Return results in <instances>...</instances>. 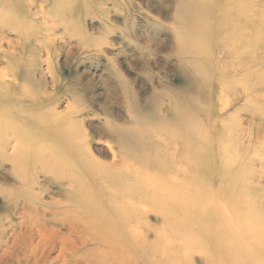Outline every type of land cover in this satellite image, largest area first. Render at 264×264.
Listing matches in <instances>:
<instances>
[{
  "label": "rangeland",
  "instance_id": "obj_1",
  "mask_svg": "<svg viewBox=\"0 0 264 264\" xmlns=\"http://www.w3.org/2000/svg\"><path fill=\"white\" fill-rule=\"evenodd\" d=\"M180 1L0 0V35L13 43L9 47L0 41V46L3 44L8 50L17 45L20 42L18 29L26 30L24 45L31 46L29 53L36 54L37 58L46 60L47 49L52 44L53 72L59 85L51 101L60 114L66 113L67 106L72 105L79 126L93 137V150L107 148L104 145L107 141L152 156L154 151L149 145L153 137L162 141L164 134L170 136V132L165 133L166 124L168 120H175L169 112L176 107L177 120L181 122L184 114L191 129L188 134L190 153L193 156L197 150L202 152V157L197 160L191 158V162H198V165L191 168L190 175L193 188L199 187L195 191L205 200L212 201L216 205L214 210L218 209L215 212L220 219L212 227L220 229L221 226L222 230L231 231L234 248L245 252L242 261L264 264L263 239L253 226L244 222L243 216L245 210H252V204H247L249 200H255L256 208L263 212L260 215H264V183H261L264 181L263 113L259 110L258 114L240 112L244 130L222 129L221 119H227L235 109H247V100L241 97L242 93L230 97L229 101L235 102L234 105L230 112L221 114L226 104L219 100L221 84L218 83L219 76L214 73V77L212 73V64L199 58L196 65L192 62L195 58L192 54L181 53L179 49L175 22ZM29 2L33 4L30 6ZM21 24L24 28H20ZM215 25L214 22L208 41L216 35L213 32ZM2 59L0 53V67ZM43 67L48 68L46 63ZM47 84L50 90L52 79L49 78ZM109 126L117 129L114 137H109ZM20 137L19 140L24 138ZM39 142L48 143L47 139ZM168 146L174 152L178 144L170 141ZM6 156L0 157V264H93V261L97 264L95 255L87 253L93 245H85L86 239L81 235L83 228L77 225L73 228L71 216L50 204L52 199L64 200V193L68 191V187L58 186L59 175L42 171L39 163L40 168L36 165L34 172H30L28 165V171L19 177L25 167L19 164V158L13 159V163ZM259 159H263L262 162ZM226 162L233 166L228 174L240 173L242 182L244 176H250V181L260 191L245 197L246 201L236 192L230 201L227 186L222 187L219 182L226 170L223 165ZM242 167L248 170L247 175L241 174ZM254 220L257 224L258 220ZM29 226L35 229L31 231ZM203 228L201 224L192 225L191 231L205 237ZM204 237L197 248L215 254L211 247L214 239ZM70 253L72 262L68 261Z\"/></svg>",
  "mask_w": 264,
  "mask_h": 264
},
{
  "label": "bare ground",
  "instance_id": "obj_2",
  "mask_svg": "<svg viewBox=\"0 0 264 264\" xmlns=\"http://www.w3.org/2000/svg\"><path fill=\"white\" fill-rule=\"evenodd\" d=\"M32 4L29 2L30 6ZM214 22L216 35L208 41ZM175 26L181 53L192 54L194 63L196 59H205L212 64V73L219 76V100L226 104L221 114L230 112L234 105L235 102L229 101L230 97L242 93L241 97L247 100V109H235L227 119H221L222 129L244 130L240 112L262 111L264 117V93L259 94L264 91V0H181ZM18 32L20 42L8 50L3 44L10 47L13 43L0 35L3 42L0 46L3 54L0 67V157L4 158L10 152L6 159L12 162L20 159L19 164L22 163L26 171L19 172V177L28 171V165L29 171L34 172L39 163L42 171L59 175L56 178L58 186H66L68 191L64 193V200L52 199L50 204L61 208L66 216L70 215L72 226L83 228L81 235L86 239L85 245H93L87 253L95 255L97 264H260L253 260L242 261L245 252L234 248L231 231H226L225 227L224 231L221 226L220 229L212 227L220 219L216 214L218 209L214 210L216 205L195 191L199 187L193 188L190 170L198 162H191V158L202 157V152L197 150L193 156L190 153L188 134L191 129L184 114L179 122L177 108L170 109L169 113L175 117L166 124L165 133L170 132V136L164 134L162 141L153 137L149 145L154 151L152 156L107 141L104 142L107 148L93 150V137L79 126L72 105L67 106L66 113L60 114L51 101L59 85L53 72L52 44L47 49L46 60L37 58L36 54L29 53L31 46L24 45L26 30L18 29ZM39 49L41 53L42 49ZM45 63L47 69L43 67ZM195 70H199L197 66ZM49 78L52 79L51 91L47 84ZM107 130L109 137L117 134L114 127L109 126ZM20 135L24 136L22 140H19ZM42 139H47L48 143H40ZM170 141L178 144L174 152L168 146ZM223 165L226 170L219 182L220 186H227L230 201L236 192L246 201L247 196L260 191L250 181V176L245 178L248 170L244 166L240 170L246 180L242 182L240 173L228 174L233 167L230 163ZM247 202L252 204V210H245L244 222L253 226L264 243V218H260L264 216L260 215L263 212L257 209L255 200ZM255 218L257 224H254ZM230 221H234L233 217ZM197 224L204 226L205 237L191 231L192 225ZM29 228L31 231L35 229L33 226ZM202 237L214 239L211 247L215 254L204 252L201 246L197 248V244L204 241ZM69 256L68 261L72 254Z\"/></svg>",
  "mask_w": 264,
  "mask_h": 264
}]
</instances>
